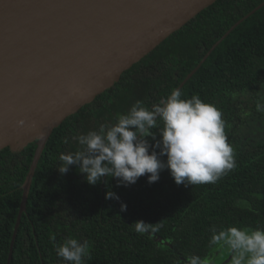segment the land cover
<instances>
[{"label": "trees", "instance_id": "1", "mask_svg": "<svg viewBox=\"0 0 264 264\" xmlns=\"http://www.w3.org/2000/svg\"><path fill=\"white\" fill-rule=\"evenodd\" d=\"M263 2L217 1L53 132L33 178L11 264H65L53 244L69 236L89 242L91 258L86 264H187L192 256L212 264L218 252L222 258L214 263L222 264L227 248L210 244L213 225L218 231L232 226L264 229V140L251 142L242 133L253 117L247 98L253 100V111L264 112L256 110L257 104L264 105V8L232 32L181 89L183 99L198 95L222 111L237 162L227 176L214 185L185 186L177 185L165 169L158 182L150 184L146 174L135 185L118 187L110 177L89 185L75 165L67 174L57 170L61 153L80 148L73 136L114 123L138 100L149 109L159 104ZM152 131L160 139L159 129ZM36 149L33 143L0 153V264L8 263L22 187ZM108 191L119 201L106 199ZM121 203L127 211H121ZM141 220L159 223L156 231L138 234L132 225Z\"/></svg>", "mask_w": 264, "mask_h": 264}, {"label": "water", "instance_id": "2", "mask_svg": "<svg viewBox=\"0 0 264 264\" xmlns=\"http://www.w3.org/2000/svg\"><path fill=\"white\" fill-rule=\"evenodd\" d=\"M217 1L0 0V153L37 144L7 264L53 132ZM262 8L264 2L234 25L178 89Z\"/></svg>", "mask_w": 264, "mask_h": 264}, {"label": "clouds", "instance_id": "3", "mask_svg": "<svg viewBox=\"0 0 264 264\" xmlns=\"http://www.w3.org/2000/svg\"><path fill=\"white\" fill-rule=\"evenodd\" d=\"M182 95L180 89H173L151 109L138 100L127 114H119L114 123L101 124L98 131L73 136L72 140L80 148L61 153L57 170L67 174L75 165L91 186L110 177L118 181V187H129L146 174H150L148 182L151 184L160 180L165 169L170 170L177 185L218 183L237 167L223 113L198 95L190 99H183ZM257 110L264 111V105L257 104ZM153 129H159L160 139ZM106 199L119 201L120 198L108 191ZM121 211H127L126 204L121 203ZM156 225L141 220L132 226L138 234L148 235L156 231ZM210 231V244L227 248L231 264H264V229L232 226L218 231L213 225ZM53 246L57 257L65 264H86L91 258L86 240L81 242L69 236L62 244L54 242ZM187 264H209V261L192 256Z\"/></svg>", "mask_w": 264, "mask_h": 264}, {"label": "rangeland", "instance_id": "4", "mask_svg": "<svg viewBox=\"0 0 264 264\" xmlns=\"http://www.w3.org/2000/svg\"><path fill=\"white\" fill-rule=\"evenodd\" d=\"M264 91V88H263ZM245 99V98H244ZM248 102H249V107H251V109H248V114L253 116L252 119L250 120V125H243L242 126V133L244 134L246 140L251 141V142H257V141H262L264 140V112H262L261 114L257 111H253L252 107L254 105L253 100L251 97L247 98ZM257 110V109H256ZM226 254H228V256L231 257V253L229 254L228 249H225ZM218 258L216 259H212L210 262L213 264L214 262H216L221 256V253L218 252L217 254ZM228 256L226 260H223L222 264H230L231 263V259ZM230 262V263H229ZM215 264V263H214Z\"/></svg>", "mask_w": 264, "mask_h": 264}, {"label": "flooded vegetation", "instance_id": "5", "mask_svg": "<svg viewBox=\"0 0 264 264\" xmlns=\"http://www.w3.org/2000/svg\"><path fill=\"white\" fill-rule=\"evenodd\" d=\"M229 258H232V257L229 256ZM229 263H230V262H229Z\"/></svg>", "mask_w": 264, "mask_h": 264}]
</instances>
